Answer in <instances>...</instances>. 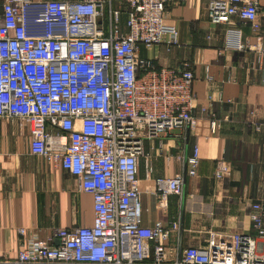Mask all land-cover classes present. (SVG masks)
<instances>
[{
  "label": "built area",
  "instance_id": "1",
  "mask_svg": "<svg viewBox=\"0 0 264 264\" xmlns=\"http://www.w3.org/2000/svg\"><path fill=\"white\" fill-rule=\"evenodd\" d=\"M186 1L3 2L0 118L28 126L32 154L77 177L80 191L93 197L94 223L55 229L47 240L32 235L0 264H264L262 203L252 205L254 235L211 232L206 248L173 253L169 241L179 222L142 225L144 140L189 128L197 117L190 66L159 69L154 59L140 57V46L177 47L179 31L164 23L165 8ZM208 17L230 27L227 50L255 52L264 67L260 0H211ZM234 19L256 35L255 44L244 41ZM199 163L196 147L189 176H196ZM183 189V176L156 179L161 203Z\"/></svg>",
  "mask_w": 264,
  "mask_h": 264
},
{
  "label": "crops",
  "instance_id": "2",
  "mask_svg": "<svg viewBox=\"0 0 264 264\" xmlns=\"http://www.w3.org/2000/svg\"><path fill=\"white\" fill-rule=\"evenodd\" d=\"M210 1L166 5L164 23L178 29L177 47L140 46V57L154 59L157 68L188 64L195 75L196 123L145 139L139 166L142 225L179 222L169 241L174 252L206 248L211 232L254 235L252 205L264 204V67L255 52L226 49L230 27L209 21ZM259 20L264 39V0ZM234 23L244 41L256 43L247 25ZM196 147L200 163L192 177L187 163ZM175 176L184 177L183 194L161 203L156 179ZM93 223V197L80 191L77 177L32 154L28 126L0 118V259L14 257L32 235L47 240L55 229Z\"/></svg>",
  "mask_w": 264,
  "mask_h": 264
},
{
  "label": "rangeland",
  "instance_id": "3",
  "mask_svg": "<svg viewBox=\"0 0 264 264\" xmlns=\"http://www.w3.org/2000/svg\"><path fill=\"white\" fill-rule=\"evenodd\" d=\"M171 247V246H170ZM174 253V251H172ZM173 256V255H172Z\"/></svg>",
  "mask_w": 264,
  "mask_h": 264
},
{
  "label": "water",
  "instance_id": "4",
  "mask_svg": "<svg viewBox=\"0 0 264 264\" xmlns=\"http://www.w3.org/2000/svg\"><path fill=\"white\" fill-rule=\"evenodd\" d=\"M183 203H184V201H183ZM57 244H59V243H57Z\"/></svg>",
  "mask_w": 264,
  "mask_h": 264
}]
</instances>
